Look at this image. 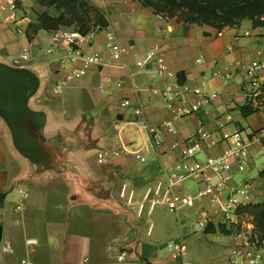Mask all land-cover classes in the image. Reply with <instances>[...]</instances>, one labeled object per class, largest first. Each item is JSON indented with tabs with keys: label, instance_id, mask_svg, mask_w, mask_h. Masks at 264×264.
<instances>
[{
	"label": "crops",
	"instance_id": "obj_1",
	"mask_svg": "<svg viewBox=\"0 0 264 264\" xmlns=\"http://www.w3.org/2000/svg\"><path fill=\"white\" fill-rule=\"evenodd\" d=\"M90 1L103 12L125 52L120 59L92 69L79 79H68L71 67L60 62L66 55L62 45L48 53L52 32L41 30L28 35V25L35 24L37 18L21 21L20 32L0 24V63L28 69L41 79L29 107L45 114L40 120L44 127L42 135L38 126L32 128L30 137L51 157L45 170L31 164L16 150L0 118V261L9 264L23 260L30 264H116L109 247L124 240L128 231L126 221L115 208L124 185L142 192L147 184L164 181L165 171L182 161L180 151L173 150L172 145L183 143L200 129L218 141L199 157L202 160L227 149L231 143L226 139L233 133L264 129V107L248 117L240 113V108L250 101L243 90L247 68L253 61L264 63V28L251 30L246 25L218 32L208 26L164 19L136 0ZM40 43L48 44L46 53L38 49ZM24 48L31 55L26 64L18 62ZM101 48L99 42L93 50ZM156 49L184 83L192 88L204 83L218 93V98L198 113L175 120L161 98L150 92L164 86L152 69L154 65L137 66ZM123 100H129L134 111L142 108L143 118L129 114L125 122L126 112L120 106ZM252 101L256 106V100ZM193 102L194 98L188 96L184 105ZM179 105L184 106L176 103L175 107ZM139 120L164 137L161 146L153 147L149 136L140 129ZM168 123L173 134L167 133ZM136 130L140 134L136 135ZM121 146L128 147L129 153L97 164L99 151ZM134 153H139L143 161ZM259 155L263 156L264 150L255 145L240 183L236 162L229 161L233 169L226 183L227 192L246 186L248 205L264 203V177L260 175L264 167L260 165L248 177ZM208 175L212 186L218 188L220 178L227 173ZM205 188L203 178L195 176L177 191L196 197ZM211 200V196L199 198L196 206L189 209L197 213V220L206 212L212 215L216 230L223 218L210 206ZM227 231L224 235L230 244L225 259L229 264L230 250L239 240L233 231ZM135 239L131 244H136V254L149 264H170L157 255L145 259L140 235L138 242Z\"/></svg>",
	"mask_w": 264,
	"mask_h": 264
},
{
	"label": "built area",
	"instance_id": "obj_2",
	"mask_svg": "<svg viewBox=\"0 0 264 264\" xmlns=\"http://www.w3.org/2000/svg\"><path fill=\"white\" fill-rule=\"evenodd\" d=\"M53 43L47 50L48 53H54L60 49V45L66 51L60 62L65 66L71 67V74L68 79H79L86 76L92 69L108 65L110 62L120 59L125 49L121 45L115 30L108 25L107 27L96 26L88 33L81 34L77 31L58 30L52 32ZM102 47L100 51L93 50V47ZM30 52L24 48L19 56V63L26 64L30 61ZM153 64L157 76L164 81L162 89H151L150 92L157 95L166 104L172 112L175 120L182 117L196 114L203 108L209 106L218 98V93L206 87L203 83L194 88L186 83H180L177 74H175L167 65L165 60L158 55L157 49L147 54L146 58L137 63V66L144 68L146 65ZM264 63L253 61L246 71V80L243 84V90L250 100H255L258 96V88L264 78ZM225 79H229L225 76ZM188 96L194 98L193 103L186 104ZM179 103L184 105L175 107ZM129 100H123L121 108L126 109L130 106ZM136 118H143L142 108L134 111ZM140 129L147 134L153 147H159L163 144L161 136L156 128L150 127L146 121L139 120ZM223 125H220L222 127ZM168 134H173L174 130L170 123L165 125ZM230 145L217 156L206 157L200 161L199 157L204 155L205 151L216 146L218 141L213 135L198 130L193 136L189 137L183 143H174L173 150L181 153L182 161L173 165L165 171V180H158L148 185L142 192L135 189H129L125 185L119 193V197L128 207H133L138 219L144 215L151 216L154 211L163 207L171 212H178L183 209L194 208L197 200L206 196H211V207H215L217 212L222 215V225L226 230L234 232L239 243L234 245L229 253V264H264V240L254 226L244 224L245 214L243 209L248 205L246 203V186L234 191L227 192L226 183L231 179L229 173L233 165L229 162L234 160L238 173H244L250 159V150L255 145H261L264 150V129L256 132L245 133L235 132L227 139ZM129 153L126 146H121L114 150H102L96 154L97 164H104L108 161ZM136 158L142 160L139 153H134ZM212 172L216 175L227 173V176L220 178L219 187L212 186V179L208 175ZM200 176L203 178L206 188L199 192L195 197L190 193H179L177 188L183 185L192 177ZM25 194V193H24ZM210 226H214V217L206 212L196 222V232H205ZM153 225L148 228V235H151ZM168 255L166 258L170 264H198L187 259V247L183 240H177L166 246ZM112 256L114 253L112 252ZM119 263H126L134 260L136 264H149L148 261L134 253L127 251L119 252L116 255ZM0 264H9L0 261ZM18 264H30L23 260Z\"/></svg>",
	"mask_w": 264,
	"mask_h": 264
},
{
	"label": "rangeland",
	"instance_id": "obj_3",
	"mask_svg": "<svg viewBox=\"0 0 264 264\" xmlns=\"http://www.w3.org/2000/svg\"><path fill=\"white\" fill-rule=\"evenodd\" d=\"M87 1H89V7L93 6L94 9L97 8L90 0ZM44 13L56 18L64 13L65 22L73 21L70 24L64 23L66 26H63L61 30L65 31H79V29L83 28L84 21L86 22L87 27L91 26L92 28L99 26L97 24L101 23L98 19V15L90 9L87 10V14L85 15L87 19L83 18L81 22H76L71 20L69 14L57 10L53 6H41L35 0H0V24L8 25L9 28L18 32H20L19 29H22V26L19 25L21 21L24 19L32 21L37 18L38 15ZM246 25L253 30L252 24L249 20H242L235 26L246 27ZM40 44L41 45L38 49H40L42 53H46L45 51L48 44ZM12 50H14V48H12ZM16 54L17 53H14V56H17ZM154 68L152 69L156 70ZM262 85H264V78L257 90L258 96L261 97L257 101L263 104L260 108L264 107V94L262 89H260ZM125 112L126 114L124 119L126 122L129 119V114L134 115V108L129 106L125 109ZM132 133L134 134L133 129ZM135 134L138 135L140 133L136 130ZM199 160L203 161L201 158ZM255 160V169L248 170V177L250 178L254 175V172H256L260 165L261 167H264V155L257 156ZM243 178V174L239 173L237 182L240 183ZM135 190L137 192L141 191V189ZM191 195L194 196L193 194ZM117 201L118 202L115 208L119 213L118 215H121L126 221V229L128 231L124 240L122 239L112 243L109 247L110 256L116 264H136L134 260H129L126 263H119L116 259V255L123 251L135 253L136 250L134 248L136 244L132 245L131 242L135 238L137 239L139 235L145 245L144 256L147 260L148 257L157 255L159 258H163L167 261L168 258L166 255H168V252L166 246L171 242L181 239L187 247V259L189 261L198 264H227V260L225 258H227L226 252L228 245L230 244L229 237L221 233L218 229H216V232H194L193 226L197 220V213L194 210L183 209L182 212L176 214L169 212L166 208L159 207L151 216L148 217L147 215H144L141 219H138L135 214L136 209L134 210L133 207H128L119 195ZM245 212L243 223L254 226L261 235L262 240H264V218L261 213L253 208H248ZM150 224L153 225V230L151 235L148 236V228ZM136 241L138 242V240ZM112 252L115 257L112 256Z\"/></svg>",
	"mask_w": 264,
	"mask_h": 264
},
{
	"label": "trees",
	"instance_id": "obj_4",
	"mask_svg": "<svg viewBox=\"0 0 264 264\" xmlns=\"http://www.w3.org/2000/svg\"><path fill=\"white\" fill-rule=\"evenodd\" d=\"M41 6H53L57 10L63 11L70 15L71 20L81 22L86 18L87 10H93L101 23L97 24L101 27H107L108 20L103 12L97 8L89 7L87 0H35ZM145 8H150L154 14L164 19L173 20L177 23H185L190 25L208 26L221 32L227 27H235L242 20H249L253 28H264V0H138ZM87 19V18H86ZM66 21L64 13L59 17H52L48 14H40L37 16L35 24L28 25V35H35L39 31L54 32L60 30L65 24L72 23ZM65 23V24H64ZM92 29L91 26L83 23V28L79 29V33L86 34ZM180 83L184 80L179 78ZM264 94V85L260 88ZM258 98V99H257ZM254 106L253 101H248L247 105L240 108V113L244 117L251 116L259 111L262 103L257 100ZM264 177V170L260 173ZM3 196L0 197V203ZM253 208L258 210L264 218V203L247 205L244 209ZM218 230L223 233H229L223 225L218 226ZM207 232H216L213 226L207 229Z\"/></svg>",
	"mask_w": 264,
	"mask_h": 264
},
{
	"label": "water",
	"instance_id": "obj_5",
	"mask_svg": "<svg viewBox=\"0 0 264 264\" xmlns=\"http://www.w3.org/2000/svg\"><path fill=\"white\" fill-rule=\"evenodd\" d=\"M40 87L41 79L30 70L0 63V118L10 131L16 150L31 164L45 170L51 157L30 137V130L36 126L41 135L43 132L44 125L40 120L45 118V114L29 107Z\"/></svg>",
	"mask_w": 264,
	"mask_h": 264
}]
</instances>
